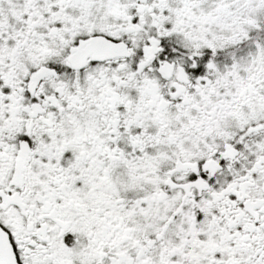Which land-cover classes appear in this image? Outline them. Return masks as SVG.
Segmentation results:
<instances>
[{
    "label": "snow or ice",
    "instance_id": "snow-or-ice-1",
    "mask_svg": "<svg viewBox=\"0 0 264 264\" xmlns=\"http://www.w3.org/2000/svg\"><path fill=\"white\" fill-rule=\"evenodd\" d=\"M0 264H264V0H0Z\"/></svg>",
    "mask_w": 264,
    "mask_h": 264
}]
</instances>
